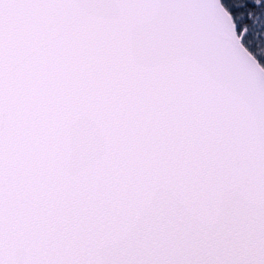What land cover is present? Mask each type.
Listing matches in <instances>:
<instances>
[{
    "label": "snow or ice",
    "instance_id": "obj_1",
    "mask_svg": "<svg viewBox=\"0 0 264 264\" xmlns=\"http://www.w3.org/2000/svg\"><path fill=\"white\" fill-rule=\"evenodd\" d=\"M0 264H264V0H0Z\"/></svg>",
    "mask_w": 264,
    "mask_h": 264
}]
</instances>
